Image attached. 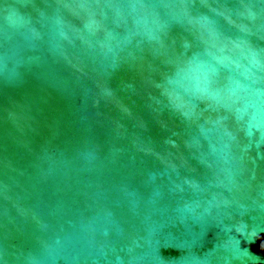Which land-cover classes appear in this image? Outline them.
Returning a JSON list of instances; mask_svg holds the SVG:
<instances>
[{"label":"water","instance_id":"95a60500","mask_svg":"<svg viewBox=\"0 0 264 264\" xmlns=\"http://www.w3.org/2000/svg\"><path fill=\"white\" fill-rule=\"evenodd\" d=\"M0 264H264V0H0Z\"/></svg>","mask_w":264,"mask_h":264}]
</instances>
